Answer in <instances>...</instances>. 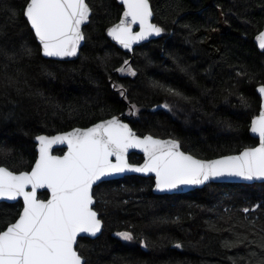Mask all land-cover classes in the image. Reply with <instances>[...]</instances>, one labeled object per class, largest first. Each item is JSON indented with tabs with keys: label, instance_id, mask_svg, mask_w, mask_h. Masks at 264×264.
<instances>
[{
	"label": "trees",
	"instance_id": "trees-1",
	"mask_svg": "<svg viewBox=\"0 0 264 264\" xmlns=\"http://www.w3.org/2000/svg\"><path fill=\"white\" fill-rule=\"evenodd\" d=\"M87 2L92 13L79 56L57 61L41 56L25 23L26 0H0V45L9 55L23 44L33 50L31 57H0V166L29 171L36 136L87 128L113 116L136 135L177 139L182 151L202 160L258 144L248 129L260 109L255 88L264 85V52L255 45L264 29V0H149L153 23L164 31L132 54L107 37L122 6L116 0ZM125 61L127 68L120 71ZM165 100L184 108L186 117L174 118L163 108ZM141 160L129 156L132 164ZM152 186V178L131 175L93 188L102 231L76 245L88 264L264 259V183H210L173 195L153 194ZM257 204L261 207L254 209ZM21 208L20 201L0 203V229L14 222ZM124 231L134 238L116 236ZM229 241L242 243L226 247Z\"/></svg>",
	"mask_w": 264,
	"mask_h": 264
},
{
	"label": "snow or ice",
	"instance_id": "snow-or-ice-1",
	"mask_svg": "<svg viewBox=\"0 0 264 264\" xmlns=\"http://www.w3.org/2000/svg\"><path fill=\"white\" fill-rule=\"evenodd\" d=\"M120 2L124 9L122 18L107 30V35L123 48L131 49L133 44L164 31L151 23L153 11L149 0ZM91 13L87 0H26L23 10L25 23L33 39L38 41L39 51L49 58L77 55L85 39L82 25L89 21ZM134 25H138L139 31H133ZM256 39L258 47L264 50V32ZM32 54L27 44L20 46L19 53L13 51L11 55L5 45H0V57L9 60ZM128 71L136 75L134 70ZM8 84H13L11 78ZM168 91L182 97L175 89ZM258 91L264 94V85ZM250 131L258 136V146L215 160L196 159L181 150L177 139L138 136L117 117L85 129L36 136L39 155L30 171L16 172L0 166V200L23 199L18 218L0 229V264H88L77 250V238L85 233L95 236L101 231V220L93 208V185L114 174L125 171L154 174L155 188L160 191L202 185L225 176L264 183V109L252 119ZM57 144L67 145L68 150L62 156L52 154V147ZM132 148L143 152V164L128 163L126 156ZM39 189L49 190L50 196L39 199ZM260 207L257 204L254 209ZM249 211V208L243 209L245 213ZM116 235L125 241L134 238L128 231ZM238 243L242 241H229L225 246ZM175 246L182 247L179 243ZM260 264H264V259Z\"/></svg>",
	"mask_w": 264,
	"mask_h": 264
},
{
	"label": "water",
	"instance_id": "water-1",
	"mask_svg": "<svg viewBox=\"0 0 264 264\" xmlns=\"http://www.w3.org/2000/svg\"><path fill=\"white\" fill-rule=\"evenodd\" d=\"M116 1H117V3H118L119 5L122 6L120 0H116ZM123 10H124V9H123V6H122V13H121L120 19L122 18ZM90 16H91V15H90ZM24 18H25V17H24ZM120 19H119L115 24H118L119 21H120ZM88 23H89V21L85 22V24L82 25V32H83V27H85ZM151 23H153V16H152V18H151ZM115 24H114V25H115ZM133 31H139V27H138V25H134V26H133ZM261 32H264V29H263ZM160 35H161V34H160ZM160 35H159V36H160ZM159 36H155V35L149 36L146 40L139 41V42L133 44V46H132L131 49H125V48H123L120 44H118L116 41H114L110 36L107 35L108 39H109L114 45H116L120 50H122V51H124L125 53H128V54H132L133 49H134L135 47H137V46H139V45H141V44L147 43V42H149V41H151V40H153V39H156V38H158ZM256 38H257V37H256ZM36 42H37V44H38V41H36ZM83 45H84V40L81 41L80 47L78 48V51H77V55L74 56V57H64V58H56V57H52V58H49V57H44V56L42 55V53H41V52H40V53H41V56H42L43 58H46V59L57 60V61H70V60H74V59H76V58L79 56L80 49L82 48ZM255 45H256V47L258 48L259 51L264 52V50H261V49L258 47L257 39L255 40ZM127 65H128V64H127ZM127 65H124L121 69H124V70H125V69L127 68ZM121 69H120V70H121ZM260 86H261V85H259V86H257V87L255 88L256 94L258 95V97H259V99H260V109H259V112H258V114H257L256 116H258V115L260 114V111H261L262 109H264V94H261V93H259V91H258V89H259ZM256 116H255V117H256ZM113 117H117V118L120 119L123 123L128 124L127 122L123 121L122 118H121L120 116H113ZM255 117H254V118H255ZM111 118H112V117H110V118H108V119H105V120H102V121H106V120H109V119H111ZM251 121H252V120H251ZM99 122H101V121H99ZM99 122H97V123H99ZM95 124H96V123H95ZM93 125H94V124H93ZM250 125H251V122H250ZM250 125H249V129H248L249 134H250V136H251L252 138L258 140V144L256 145V146H258V145H259V138H258V136H257L256 134L251 133V131H250ZM91 126H92V125H91ZM91 126H89V127H91ZM129 127H130V126H129ZM87 128H88V127H87ZM130 128H131V127H130ZM73 129H77V128H73ZM73 129H71V130H69V131H67V132H70V131H72ZM79 129H85V128H79ZM67 132H63V133H67ZM133 132H134V131H133ZM59 134H61V133H59ZM56 135H58V134H56ZM147 135H148V134H147ZM54 136H55V135H54ZM138 136H139V135H138ZM144 136H145V135H144ZM141 137H142V136H141ZM156 138H157V137H156ZM160 139H162V138H160ZM167 139H169V138H166L165 140H167ZM256 146H255V147H256ZM35 150H36V159H37V157H38V155H39V153H38V141H36ZM55 150H63L62 154L57 155V156H62L65 152H67L68 149H67V145H66V144H57V145H53V147H52V154H53V155H56V154L53 153V151H55ZM242 151H243V150H242ZM131 154H135V155L141 156V157H142L141 162L138 163V164H132V163H130V161H129V156H130ZM188 154H189V153H188ZM237 154H238V153H237ZM190 155H191V154H190ZM231 155H236V154H231ZM225 156H228V155H225ZM221 157H222V156H221ZM195 158H196V157H195ZM218 158H220V157H218ZM218 158H214V159H210V160H215V159H218ZM113 159H114V158H113ZM126 159H127V161H128L129 164H132V165H141V164H143L145 157H144L143 152H142L140 149H138V148H132V149H129V150H128V153H127ZM196 159H199V158H196ZM199 160H202V159H199ZM34 163H35V162H34ZM34 163H33V165H34ZM29 171H30V170H29ZM131 175H136V176L145 177V178H152V179H153L152 192H153V194H156V195H164V194H167V195H173V194L187 193V192H190V191H193V190H196V189H201L202 187H204L205 185L210 184V183H236V184H254V183H261L260 181L250 182V181H245V180H243V179H241V178H237V177H227V176H225V177H222V178H217V179H214V180L207 181V182H205V184H202V185H182V186H179L177 189H173V190H170V191H169V190H166V191H160V190H157V189L155 188V176H154V174H151V173H149V174H144V173H137V172H133V171H125V172H123V173L114 174V175H112V176H109V177L105 178L102 182H106V181H110V180H115V179L123 178L124 176H131ZM102 182H97V184L93 185V188H94L95 186L99 185V184L102 183ZM28 190H30V188H29ZM42 192H44V193L47 194V198L50 196V192H49V190H47V189H39V190L37 191V196H38L39 193H42ZM18 201L21 202L22 207H23V199H22V197L17 198L16 201H3V200H0V203H9V204H10V203L18 202ZM94 206H95V199H94L93 208H94ZM21 211H22V208H21ZM98 218H99V215H98ZM99 219H100V218H99ZM102 226H103V224H102V221H101V231H102ZM101 231L98 232L95 236H92L91 234H87V233H85V234H80V236H78L77 240H78L79 238H82V237L91 238V239L96 238L97 236L100 235Z\"/></svg>",
	"mask_w": 264,
	"mask_h": 264
},
{
	"label": "rangeland",
	"instance_id": "rangeland-1",
	"mask_svg": "<svg viewBox=\"0 0 264 264\" xmlns=\"http://www.w3.org/2000/svg\"><path fill=\"white\" fill-rule=\"evenodd\" d=\"M126 72L129 73V71H126ZM165 105H167V107H165ZM163 108L167 112H169L174 118L184 119V117H186V111L184 110V108L176 105L171 100H165L163 102ZM117 237H119V236H117ZM119 238L122 239L121 237H119Z\"/></svg>",
	"mask_w": 264,
	"mask_h": 264
},
{
	"label": "flooded vegetation",
	"instance_id": "flooded-vegetation-1",
	"mask_svg": "<svg viewBox=\"0 0 264 264\" xmlns=\"http://www.w3.org/2000/svg\"><path fill=\"white\" fill-rule=\"evenodd\" d=\"M56 151V150H55ZM58 151H61V154H62V152H63V150H58ZM46 199V198H45Z\"/></svg>",
	"mask_w": 264,
	"mask_h": 264
}]
</instances>
